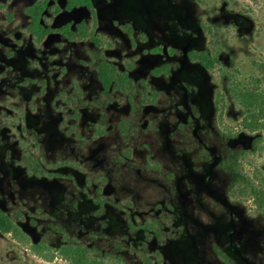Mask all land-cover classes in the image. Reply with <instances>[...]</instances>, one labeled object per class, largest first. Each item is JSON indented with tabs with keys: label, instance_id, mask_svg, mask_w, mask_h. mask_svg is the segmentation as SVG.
I'll return each instance as SVG.
<instances>
[{
	"label": "rangeland",
	"instance_id": "1",
	"mask_svg": "<svg viewBox=\"0 0 264 264\" xmlns=\"http://www.w3.org/2000/svg\"><path fill=\"white\" fill-rule=\"evenodd\" d=\"M42 1L0 0L3 211L31 244L79 243L112 262L264 264V215L232 194L236 160L264 176V139L230 91L264 93V0H93L102 48L57 31L36 44L26 10ZM48 1L46 27L94 25L91 10ZM195 48L219 51L217 69L190 61ZM101 59L131 75L127 92L104 91ZM0 264L71 263L0 230Z\"/></svg>",
	"mask_w": 264,
	"mask_h": 264
},
{
	"label": "trees",
	"instance_id": "2",
	"mask_svg": "<svg viewBox=\"0 0 264 264\" xmlns=\"http://www.w3.org/2000/svg\"><path fill=\"white\" fill-rule=\"evenodd\" d=\"M70 4L91 5V0H68ZM44 3H37L28 8V12L32 13L31 28L37 31V28L42 29L41 37H44L47 30L42 26L41 14L46 7ZM81 37L86 35V32L80 34ZM217 36L218 33L214 32ZM219 36V35H218ZM218 36L212 37V43L219 41ZM219 51L214 53H205L201 61L205 67L213 70L220 64ZM192 59H199L196 54H191ZM164 69L157 68L154 72L159 74ZM100 78L106 88L116 84L123 87L127 82V75L118 73L116 68L108 62L99 66ZM230 91L232 98L245 108V113L242 116V123L245 129L250 131H262L256 139V146L262 143L264 139V93L257 87H246L235 82L230 83ZM155 101V98L154 100ZM233 183L232 194L234 196L244 197L245 199L253 200L257 210L264 215V176L251 177L245 172L244 164L240 160H236L233 165ZM0 230L4 233L11 234L21 244L29 246L34 254L45 260H52L55 256L67 260L71 264H124L112 262L104 255H101L96 249L79 243H65L59 247H49L42 243L31 244L30 238L2 209H0ZM120 260V259H119ZM145 264H154L150 258H146Z\"/></svg>",
	"mask_w": 264,
	"mask_h": 264
},
{
	"label": "flooded vegetation",
	"instance_id": "3",
	"mask_svg": "<svg viewBox=\"0 0 264 264\" xmlns=\"http://www.w3.org/2000/svg\"><path fill=\"white\" fill-rule=\"evenodd\" d=\"M45 1L47 2L46 3V7L44 9V12L41 14V23H42V26L45 28V30H47L46 33H45V35H44V37H41V34H42V29L41 28H37V31L36 30L34 31L31 28L32 15L33 14L30 13V12H28V8L26 10V14L30 17V20H31L30 24L27 27V31L32 35V38H33V40L35 41L36 44L42 43L43 40L48 35H50L51 33L55 32V31L62 33L68 40H71V41H74V40H78V41H87V40H90L94 44V46L95 47H98V48H102L106 44V42L103 40V37L96 31V29H97L96 23L99 21V19H98L97 12L95 11V8H94V5H93V0H91V5H82V4L72 5V4L69 3L68 0H66L64 10H65L66 13H70V12L74 11L76 8L85 7V8H87V9H89V10L92 11V14L94 16V25H92L90 27L84 21H82V22H80L76 26L75 29H73L71 27V24L69 22H65L64 25L61 28H57L55 30H53L52 28H48V27H46L44 25V13H45V11L47 10V8L49 6V1L48 0H43L42 2H40V3H44ZM37 3L38 2H34L31 6H33V5L37 4ZM31 6H29V7H31ZM58 11L60 12V9L59 8H58ZM66 13L64 14V16H66ZM199 27H200V30L202 32L203 31L202 26H199ZM125 30L127 32H129L130 35H132L133 32H134V29L131 26H128V25L125 26ZM206 30H207V32L210 31V33H211L212 36L214 35L213 31H211L210 28H206ZM83 32L84 33L86 32V35H84V36L81 37L80 34L83 33ZM166 45L167 44H163L162 49H163V53L165 55H168ZM207 52L208 51L206 49H204V48L203 49H199V48L191 49V50L188 51V58H189L190 61L198 62L207 71H213V70L217 69V66H216L215 69L210 70L209 68L205 67L204 63L201 61V59L203 58V55L205 53H207ZM208 53H210V52H208ZM191 54H196L199 59H196V60L192 59ZM105 62H108L111 65H113L116 68V70H117L118 73H124V74L127 75L128 82L123 87H119L116 84H112V85L109 86V88H106V86L104 85L103 81L100 78V71H99V66L102 65ZM161 67L164 69L162 72H166L167 74L170 73L169 70L171 71V68H172L171 65L170 66L169 65H166V66H161ZM157 68H160V67H156V68H154L152 70V74L154 76H156V77L157 76H160L161 73H162L161 72L159 74H156L154 71ZM96 70H97V73H98V80H99V82H100V84L103 87V89H104L105 92L112 91V90H119V91H123V92L125 91V92H127V89H128V87H129V85L131 84V81H132V79H131L132 77H131V75L128 72L121 71L115 63H112L111 61H109L107 59H101L98 62V64L96 65ZM157 96H158V94L154 90H152V91L150 90L148 92V96H143L142 101L149 104V103L154 102L153 100H154V98L156 99ZM128 99H129V102L131 103V99L129 97H128ZM215 108H216V110L218 109L217 105L215 106ZM0 209H2V208L0 207ZM156 256H159V254H156ZM147 258H150L153 261L154 264H160L159 259H157L158 260L157 261V260H154L152 257H147ZM145 261H146V258H145ZM144 264H145V262H144Z\"/></svg>",
	"mask_w": 264,
	"mask_h": 264
}]
</instances>
